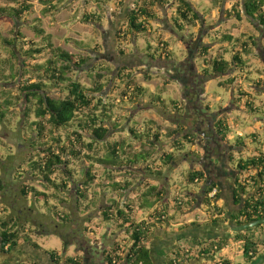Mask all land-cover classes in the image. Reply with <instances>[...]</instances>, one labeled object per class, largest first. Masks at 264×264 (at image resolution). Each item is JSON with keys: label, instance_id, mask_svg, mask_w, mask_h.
Returning a JSON list of instances; mask_svg holds the SVG:
<instances>
[{"label": "rangeland", "instance_id": "rangeland-1", "mask_svg": "<svg viewBox=\"0 0 264 264\" xmlns=\"http://www.w3.org/2000/svg\"><path fill=\"white\" fill-rule=\"evenodd\" d=\"M137 1L54 0L55 9L51 8L50 12L46 13L44 5L39 0H31L32 11L24 16L22 22L15 23L7 18L0 20L1 35L10 40L14 36L17 39L15 46L22 47L23 50L41 47L46 42L33 29V25H38L43 29V34L48 36L52 46L60 47L71 54L88 57L83 66L75 67L66 76L92 86L93 78L97 79L96 75L100 74L105 86L96 96L102 98L103 103H112L111 115L114 121L107 122L109 131L104 141L95 143L94 151H83L79 148L81 155L77 158L67 154L64 157L67 168L64 165L60 166L62 172L59 170L52 176L53 179L56 176L60 178L69 176L67 169H71L73 174L71 188L60 192L63 200L54 201L60 215L67 213L71 216L72 221L67 225L56 219L44 204L41 203L37 208L20 192L21 185H27L33 180L19 178L28 170L26 161L34 156H42V147L48 144L30 147L27 140L32 137L35 142L36 133L29 129L22 132L21 126L18 129L7 123L0 124V176L5 186L0 192V216L4 217L5 214L18 216L24 233L43 249L56 250L63 256L58 264H68L64 260L67 257L77 258L78 264H108L105 259L108 254L116 256L115 264H124L125 251L130 244L128 231L120 227L118 222H104L100 213L112 200L124 205L127 203L133 205L134 210L130 214L137 220L154 221L157 224L156 227H152L153 232L145 241L156 264H171L170 252L178 247L179 239L196 235L195 227L199 225L208 226L205 227L207 229L209 226H215L219 230L213 235L230 238V245L215 256L192 260L186 264H214L225 257L231 259L233 264H263L264 249L259 250V257H255L253 263L245 262L241 244L232 240L235 232L227 230L220 233V221L215 222L216 224L212 222L216 217L212 209L213 204L226 208L228 206L226 201L215 198L211 204H207L205 195L201 194L202 181L188 182V172L192 168L200 169L195 162L193 167L190 166L191 159L197 157L194 153L200 155L202 151L194 142V136L193 143L186 142L184 138L186 133L193 132L196 116L193 112L194 102L189 100L190 95L180 82L195 79L200 92V101L196 106H202L207 115L214 116L211 118L214 121L213 126L217 125L218 128V125H223L228 128V131L220 130L232 145L234 161L240 157L254 155L256 146L264 152V26L245 15L240 5L243 0H193L195 6L200 8L201 15V21L193 29L184 27V30L177 31L171 21V16L175 15L174 7L167 5L165 8H156L157 18L149 20L146 37L133 36L126 31L124 33V30L127 14ZM5 3L8 4V0H0V5ZM233 7L240 10V19L233 12ZM90 12L99 15L100 22L83 20L84 15ZM228 12L233 14L229 15ZM226 34L232 35L231 40L234 42L236 37L248 43L252 38L256 44L249 46L251 50L248 55L244 54L245 66L237 65L227 73L207 76L203 73L204 63L199 53L206 47L208 49L206 54H202L207 59L219 54L229 59L233 41L222 40ZM147 41L152 43L150 48L147 47ZM162 41L168 43L167 51L164 53L162 49L156 50V47H162ZM236 45L239 49L240 44ZM120 49L124 53H121ZM17 51L21 52L19 49ZM149 53L154 58L149 57ZM53 57V53L45 49L39 54L21 58L20 62L26 61V65H22L21 69L28 70L34 63ZM5 58H10L9 46L0 41V60ZM98 65L103 69L96 68ZM123 66L127 68L125 73L132 74L131 78L138 85L148 89L145 97L136 99L137 103L130 99L131 94L125 89L126 82L122 83L117 78V72ZM20 70L15 82H10L7 67L4 71L0 70V87L14 88L26 77L35 76L31 71L25 73ZM229 78H233V81L226 82L223 86L219 85ZM150 92L160 93L167 99L169 105L170 99L175 100L180 110L171 107L168 110H158L150 102L148 97ZM59 94L58 91L52 92L53 97ZM247 98L259 108L258 112L247 110L243 104ZM19 109L20 105L12 106L11 111L18 114ZM14 118H17L16 114ZM149 121L154 122L153 127L155 131H159L162 142L155 141L152 145L141 134L145 133V126ZM131 126L140 140L131 133ZM178 126H181L182 130L172 133ZM51 130L53 133L47 132V137L42 140L51 141L49 146H55V140H52L51 135L58 137L60 134L61 136L66 134L70 140L74 138L70 133L71 128L67 131L53 128ZM84 135L87 143L92 141L89 134ZM239 135L242 137L243 146L237 144V140L240 141ZM177 139L183 144L180 150H177L178 146L175 145ZM110 141L118 142L128 156L148 151L151 158L148 161L137 160L134 164L123 167L99 163L90 166L89 159L84 153L105 156L108 153L104 142ZM116 151L118 161H122L123 153L119 145ZM169 151L174 153V157L170 164L166 165L161 158ZM145 165L151 167L152 171L160 170V176L144 169ZM87 169L94 178L90 181L87 200L82 201L79 206L74 185L86 179ZM107 171L111 173V178L106 176ZM238 177L244 182L248 179V173L243 171ZM113 182H119L121 185L127 182L128 186L123 189L112 188ZM33 183L39 185L36 181ZM150 186L163 188L164 197L158 202L155 200L156 197H150L152 206L140 208L141 196ZM39 187L42 188L40 185ZM162 210L172 217L169 223L156 222L158 212ZM192 222L199 223L180 228ZM22 245L24 249L17 246L9 253L1 251L0 245V264H52L49 256L41 249L32 248L33 251L30 250L31 247ZM116 247L117 250H114Z\"/></svg>", "mask_w": 264, "mask_h": 264}, {"label": "trees", "instance_id": "trees-1", "mask_svg": "<svg viewBox=\"0 0 264 264\" xmlns=\"http://www.w3.org/2000/svg\"><path fill=\"white\" fill-rule=\"evenodd\" d=\"M39 1L44 5V12L46 13L50 12L51 8L55 9L56 7L55 3H53L54 0ZM167 5H172V7H174L175 15L171 16V21L173 27L177 31L184 30V27L193 29L198 22L201 21V15L199 13L200 8L195 6L193 0H138L127 14L126 30H124V33L128 32L133 36L144 35L146 37L145 34L148 31L147 25L149 24V20L157 18V14L155 13L156 8H165ZM240 5L245 15L250 16L253 20H257L260 25L264 26V0H243L240 2ZM233 9V12H235L238 19H240V10H236L235 7H233ZM31 11V0H8V4L5 3L0 5V20L2 18H7L15 23L22 22L24 16ZM228 14L232 15L233 13L228 12ZM83 20L100 22V17L90 12L84 15ZM33 29L38 35H41L42 39L46 42L41 47H30L27 50H23L22 47H17V45L15 46V41L17 39L14 36L10 40L3 37L0 32V41L9 46L10 50V58L0 60V70L4 71L6 67L8 68L10 82H15L18 71L22 68V65H26V61L23 60L20 62L21 58L31 57L32 54H39L45 49H49L54 56L43 62L34 63L31 65V70H24V68L20 70L25 73L31 71L35 76L26 77L21 82H18L14 88L0 87V124L7 123V125L18 129L21 126L22 132L25 130L28 131L29 129L32 133H36L35 135L37 138H35V142L31 139L32 137H29L27 140L29 141L30 147L38 145L40 147L48 144L46 147H42V156H34L32 159L26 161L28 170L24 175H20L19 178L33 180L27 185H21L20 192L37 208L41 203L44 204L49 212L53 213L56 219L62 224L67 225V223L69 224L72 221L71 216L67 213L60 215L54 201L63 200L60 192L71 188L70 182L72 181L73 174L71 169H67L69 176L61 178L56 176L54 179L52 176L56 175L60 170V166L64 165L67 168V161L64 158L67 154L77 158L81 155V150L79 148H82L83 151H94L95 143L104 141L109 131L107 122H114L111 115L112 103H103V99L96 96L105 86L100 74L96 75L97 79L93 78L92 86L86 85L79 79L66 76V74L70 70L75 69V67L80 68L83 66L89 59L88 57L71 54L60 47L52 46L48 41V36L43 34L44 32L41 27L33 25ZM18 34L20 35V33ZM231 39L232 35L230 34L223 35L222 37V40H227V42ZM250 39V43L237 37L235 38V42L231 40L233 42L231 43L232 49L230 50L229 59L221 54L212 59L209 57L207 59L204 54H206L208 49L203 47L201 51L204 54L199 53V57L204 63L203 73L207 76L221 75L229 72L234 66H245L244 54L248 55L251 50L249 46L256 44L252 38ZM238 43L240 44L239 49H237L238 46L236 45ZM146 44L149 48L152 46L150 41H147ZM167 45L168 43L166 41H162V47L157 45L158 47H156V50L162 49L164 53V51H167ZM17 49L21 52L18 53ZM120 52L124 53L121 49ZM227 52L228 51H226V53ZM149 57L154 58L150 53ZM96 68L103 69L99 65ZM126 70V67H120L117 72V78L122 83L126 82L125 89H128L127 92L129 91L131 94L130 99L132 98L133 102L135 101L137 103L136 99L145 97L148 89L138 85L135 80L131 78L132 74L125 73ZM232 81L233 78H229L226 81L220 82L219 85L223 86L226 82L230 83ZM54 91L60 92L59 96L53 97L52 92ZM241 94L247 95L244 92H241ZM148 97L153 106L158 110H168L170 107L180 110L175 100L170 99L171 105H169L167 99L160 93L150 92ZM239 100L241 99L239 98ZM243 104L248 108L247 110L253 112H258L259 110V108L254 105L253 101H249L248 98L243 101ZM18 105H20V109L17 111L18 114L12 112V106ZM14 114L17 115L16 119L14 118ZM153 125V121L147 122L144 130L145 133H141L145 137V140L152 145H154L153 143L155 141L162 142L160 141L161 135L159 131H155ZM51 128L56 130L63 129L65 131L71 128V136H74L75 139L73 138L70 140L69 135L66 134L62 136L60 134L58 137L51 135L50 137L52 140H55V146H49L51 141L47 142V139L45 141L42 140L47 137V132L50 134L53 133ZM218 129L228 131V128L223 125H218ZM181 130L182 127L178 126L172 133H178ZM130 131L140 140L133 126H131ZM84 134H89L92 141L87 143ZM192 136L193 135L186 133L184 135L186 142L193 143ZM238 137L240 141L238 142L237 140V144L243 146L244 143L241 141L242 137L240 135ZM175 142L177 143L175 145L178 146L177 150L183 148V144L179 139ZM256 142L261 144L258 141ZM104 145L108 153L105 156H100L98 153L94 155L84 153V156L89 159L88 163L90 166L99 163L101 165H117L123 167L124 165H132L137 162V160L148 161L149 158H151V154L148 151L132 153V155L128 156L124 151L125 149L115 141L104 142ZM118 145L120 151L123 153V157H121L122 161H118L119 156H117L116 151ZM254 149L256 150L254 155L246 158L240 157L238 159L239 168L248 173V179L241 183L238 188L240 192L237 193L236 191V193H234V195L236 194L235 203L240 202V199L242 201L240 216L243 218V222L264 218V152L259 150L258 146ZM173 155L174 153L172 151L166 152L161 158L162 162L166 165L170 164L174 157ZM69 162L70 161H68V163ZM144 169L148 170L153 175L160 176L161 174L160 170L152 171L151 167H147V165H145ZM60 171L62 172V170ZM110 174L111 173L107 171L106 176L111 178ZM85 177L86 179L84 181L79 183L76 182L74 185L75 192L78 196L76 202L79 206L82 201L87 200L86 197L90 189V181L94 178L89 169L86 170ZM187 177L188 182L192 183L195 180H201L203 174L201 171L193 170L188 172ZM33 181L39 183L42 188L34 184ZM127 184V182L123 185L119 182H113L112 188L118 187L123 189L128 186ZM4 187L0 176V192L4 190ZM213 188L214 186H210L204 193L205 202L207 204H211L212 200L216 198V196H209ZM164 194L165 190L163 188L150 186V188L142 194V201L139 207H151L152 202L150 197H156L155 200L158 202L163 199ZM212 209L216 215V219L213 218L212 221L213 223H218L221 219L220 216L224 213V208L214 203ZM133 210L134 207L131 204L127 203L124 205L112 200L111 204L105 206L100 213L104 222H118L120 227L128 231L130 244L125 251L124 264H155L151 251L145 244V241L153 232L152 227H156L157 224L154 221L137 220L130 214ZM170 218L172 217L168 216L165 210H162L158 212V219L156 222L166 224L169 223ZM198 223L199 222H192L187 225H182L180 228L184 229L186 226L198 225ZM230 240V238L224 236H215L210 240L202 237L180 238L178 247L172 249L170 252L169 260L173 264H186L187 262L199 260L203 257H212L228 248ZM232 240L234 243L241 244L245 262L253 263L254 258L259 257V250L264 249V224L235 232ZM22 244L36 250L41 249L49 256L54 264H58L63 259V256L59 252L56 250L43 249L33 241L27 233H24L23 225L20 223L18 216L13 217L11 214H5L4 217L0 216L1 251L9 253L12 249ZM114 250H117V247L114 248ZM114 258H116V256L113 257L111 254L105 256L108 264H115L116 261ZM64 260L68 264H78L77 258L67 257ZM214 264H233V261L225 257Z\"/></svg>", "mask_w": 264, "mask_h": 264}, {"label": "flooded vegetation", "instance_id": "flooded-vegetation-1", "mask_svg": "<svg viewBox=\"0 0 264 264\" xmlns=\"http://www.w3.org/2000/svg\"><path fill=\"white\" fill-rule=\"evenodd\" d=\"M180 83H182L181 85L190 95L189 100L194 102L193 112L196 117L195 127L191 134L194 136V142L202 151L200 155L197 153V157L191 159L192 163L190 164V166L193 167L195 162L200 166V169L192 168L190 171L195 170L202 172V195H204L210 186H214L213 190L209 193V196H216L219 193L224 197L223 200L224 202L226 201V204L228 205L226 208L224 207V213L220 217V233L226 232L227 230L229 232H238L232 228H235L242 223H246L243 222V218L240 216L242 201L240 199V202L235 203L236 194L234 195L236 191L237 193L240 192L238 188L243 182L238 176L241 175L243 170L239 168L238 160L234 161L232 145L228 143L225 134L217 128V125H212L214 121L211 118L214 116L207 115V113L204 112V109H202V106H196L200 101V92L195 79L190 78L189 80ZM209 237H211L210 239H213L215 236H209L208 234L204 236V238L208 240Z\"/></svg>", "mask_w": 264, "mask_h": 264}, {"label": "crops", "instance_id": "crops-1", "mask_svg": "<svg viewBox=\"0 0 264 264\" xmlns=\"http://www.w3.org/2000/svg\"><path fill=\"white\" fill-rule=\"evenodd\" d=\"M218 199H224V197H222V195L221 194H219L218 193V195H217V197H216V200H218ZM224 201V200H223ZM219 222V221H218ZM205 227H208V226H205ZM205 227H203V226H197V227H195V233H196V235H193V237H202V238H204V236L205 235H209V236H213V234H215L219 229L218 228H216L215 226H209V228L207 229V228H205ZM211 237H209V239H210ZM163 243V242H162ZM18 247H21V249H24V246L23 245H19ZM30 248V247H29ZM30 250H33L32 248H30ZM34 251V250H33ZM50 260V259H49ZM153 261H154V259H153ZM50 262L52 263V264H54L51 260H50ZM155 263V262H154ZM34 264H36V263H34ZM156 264V263H155Z\"/></svg>", "mask_w": 264, "mask_h": 264}, {"label": "water", "instance_id": "water-1", "mask_svg": "<svg viewBox=\"0 0 264 264\" xmlns=\"http://www.w3.org/2000/svg\"><path fill=\"white\" fill-rule=\"evenodd\" d=\"M259 224H264V218H259V219L254 220V221L242 223V224L237 225L235 228H232V229L239 232V231H243V230L250 228V227H255Z\"/></svg>", "mask_w": 264, "mask_h": 264}]
</instances>
